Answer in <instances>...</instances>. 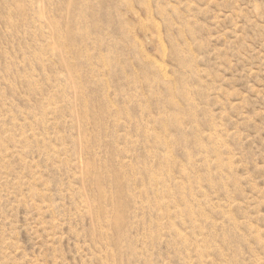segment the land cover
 <instances>
[{"label": "rangeland", "instance_id": "rangeland-1", "mask_svg": "<svg viewBox=\"0 0 264 264\" xmlns=\"http://www.w3.org/2000/svg\"><path fill=\"white\" fill-rule=\"evenodd\" d=\"M0 264H264V0H0Z\"/></svg>", "mask_w": 264, "mask_h": 264}]
</instances>
